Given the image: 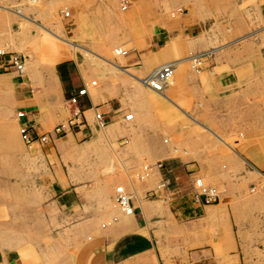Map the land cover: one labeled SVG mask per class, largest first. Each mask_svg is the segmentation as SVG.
I'll use <instances>...</instances> for the list:
<instances>
[{
    "label": "crops",
    "instance_id": "1",
    "mask_svg": "<svg viewBox=\"0 0 264 264\" xmlns=\"http://www.w3.org/2000/svg\"><path fill=\"white\" fill-rule=\"evenodd\" d=\"M119 1L127 14L139 13L146 29L139 47L114 49L137 82L124 71L128 77L105 81L91 93L76 61L78 46L70 40L54 43L47 62L41 43H24L17 31L0 34L1 49L28 55L22 74L0 67V174L8 171L3 159L18 164L35 155L38 184L49 197L43 204L48 229L56 221L62 225L58 233L50 230L61 239L55 249L58 244L66 252L61 264H241V255L264 239V192L246 193L228 179L264 175V0ZM61 31L73 35L72 27ZM189 54L201 57L198 71L189 66ZM171 61L173 82L161 92L151 89L144 77ZM83 86L85 93L77 94ZM70 94L86 124L26 145L19 124L36 136L64 122ZM93 106L106 117L105 127L95 125ZM127 112L131 116L123 117ZM70 151H119L133 163L141 156L161 165L132 184L133 210L122 213L113 188L118 182L130 190L128 180L102 175L93 161L64 167L61 153L67 158ZM194 176L218 189L216 201L193 199ZM161 179V191L148 195ZM0 264L39 262L0 243Z\"/></svg>",
    "mask_w": 264,
    "mask_h": 264
},
{
    "label": "rangeland",
    "instance_id": "2",
    "mask_svg": "<svg viewBox=\"0 0 264 264\" xmlns=\"http://www.w3.org/2000/svg\"><path fill=\"white\" fill-rule=\"evenodd\" d=\"M133 1L125 0L126 3H133ZM122 7L124 4L119 0H37L35 3H31L30 0H0V34L17 31L16 33L22 37L24 43H41L47 49V62L51 57L50 49L54 43L66 46L68 44L61 38L70 40L72 45L78 46L75 50L76 61L87 89L93 91L91 93H96L95 91L105 81L111 84L116 82L117 76L128 77V74L133 78L129 77L130 80L137 82L129 73L132 72L131 69L122 68L119 65L118 61L122 60L121 54L116 53L114 49L119 47L126 50L132 45L139 47L140 44L137 41L142 39L146 29L137 11L134 14H127V5L125 8ZM67 10L68 14H64ZM66 26L72 27L73 30V35L69 38L64 37L61 31L62 27ZM249 30L248 36L251 35ZM252 36L256 37V34ZM135 40L136 45L133 43ZM263 49L264 40L260 41V53L264 59ZM23 52L26 56L24 62L26 65L28 55L25 51ZM196 56L199 55L189 54L187 59L189 66L198 71L199 69L194 67ZM199 59L201 63L200 56ZM259 67L264 70V60L261 59ZM174 74L173 67L172 81ZM152 93L158 100L164 98L158 93ZM151 99L155 100V98ZM128 114L131 115L127 112L123 117ZM125 155L122 156L119 151H70L67 158L63 153L59 156L64 167L69 164L79 168L80 164L89 165L93 161L92 165L97 168V171L101 168L102 175L107 177L121 175L129 182L130 174L133 177L132 183L135 184L139 180L134 178L132 171L142 163L149 162V158L140 156L137 157V162L133 163V160L131 161ZM34 156L31 155L28 161L18 162L19 165L10 158L2 160V164L8 171L0 174V243L16 246L23 251V254L33 255L39 264H61L58 259L60 256L66 257V252L59 251L58 244L55 249L53 243L61 242V239L55 237L50 230L56 229L58 233L62 225L56 221L49 226L50 230L48 229L47 204H43L48 202L49 197L46 189L38 184L41 173L35 168L37 158ZM222 162L220 160L219 164L221 165ZM239 178V176L230 175L228 179L240 182L246 193L264 192L261 189L264 188L262 185L264 175L258 179L256 174L249 172L247 179ZM116 184L118 182L114 186ZM139 199L136 198V200ZM52 212L58 213V208H54ZM38 248L41 251L40 257L35 251ZM240 259L241 264H264V256L256 244L250 246Z\"/></svg>",
    "mask_w": 264,
    "mask_h": 264
},
{
    "label": "built area",
    "instance_id": "3",
    "mask_svg": "<svg viewBox=\"0 0 264 264\" xmlns=\"http://www.w3.org/2000/svg\"><path fill=\"white\" fill-rule=\"evenodd\" d=\"M67 14V11L64 12ZM121 53H124V49H119ZM117 51V52H119ZM264 55V49L262 50ZM26 56L23 53L16 51H4L0 48V67L3 69H11L17 74L23 73V65L25 62ZM195 69H199L200 59L199 56H196V61L194 62ZM173 70L172 63H162L157 69L153 71L152 74L144 77L145 83L155 91H161L167 81L171 76ZM77 94L85 93V87H80L76 91ZM64 104L71 107V112L69 117L64 122H59L55 124L50 130L39 133L36 136H33L29 133L27 126L24 124H19L18 133L22 141L29 145L35 137L40 141H45L49 138L61 137L65 135L70 130L78 129L80 126L86 124L85 118L82 114V110L76 104V97L74 94H70L64 98ZM23 114L22 110L16 111L17 116ZM93 118L94 123L97 127H102L107 123L106 117L103 113L93 106ZM161 165L160 160H155L153 162H144L136 170L132 171V174L135 179L140 180L149 175L152 169H156ZM129 183L131 189L127 190L125 186L121 183H118L114 186L113 198L117 207L124 213H131L133 210L132 205V195L134 194V189L132 186L133 177L128 175ZM132 178V179H131ZM166 183L165 179L158 181L154 188L150 189L148 195H155L157 192L161 191V188L164 187ZM192 184L194 187L192 194L193 199H198L201 196L203 202H213L218 198V189L215 186L208 185L204 183L200 177H193ZM260 251L264 256V239L259 245Z\"/></svg>",
    "mask_w": 264,
    "mask_h": 264
},
{
    "label": "bare ground",
    "instance_id": "4",
    "mask_svg": "<svg viewBox=\"0 0 264 264\" xmlns=\"http://www.w3.org/2000/svg\"><path fill=\"white\" fill-rule=\"evenodd\" d=\"M116 51H119V50H116ZM119 52H120V51H119ZM24 65H25V64H24ZM24 65H23V69H22L23 71L25 70ZM156 69H157V68H156ZM152 73H153V71H152ZM152 73H151V74H152ZM172 75H173V70H172V74H171V76L167 79V81H166L165 84H167V83H172V82H173L172 79H171V78H172ZM144 82H145V81H144ZM161 91H162V90H161ZM161 91H160V92H161ZM130 116H131V115L128 114L127 116H125V118L130 117ZM106 125H107V124H105V125L102 126V127H100V126H99V127H100V128H103V127H105Z\"/></svg>",
    "mask_w": 264,
    "mask_h": 264
}]
</instances>
